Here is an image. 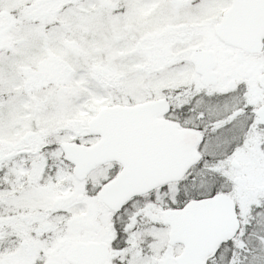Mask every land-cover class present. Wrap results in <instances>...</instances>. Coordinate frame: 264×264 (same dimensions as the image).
Here are the masks:
<instances>
[{
  "label": "snow or ice",
  "instance_id": "obj_1",
  "mask_svg": "<svg viewBox=\"0 0 264 264\" xmlns=\"http://www.w3.org/2000/svg\"><path fill=\"white\" fill-rule=\"evenodd\" d=\"M0 264H264V0H0Z\"/></svg>",
  "mask_w": 264,
  "mask_h": 264
}]
</instances>
